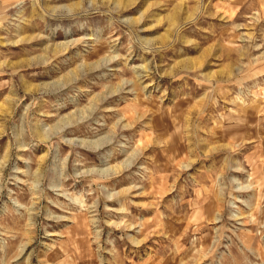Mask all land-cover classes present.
<instances>
[{
  "label": "rangeland",
  "instance_id": "1",
  "mask_svg": "<svg viewBox=\"0 0 264 264\" xmlns=\"http://www.w3.org/2000/svg\"><path fill=\"white\" fill-rule=\"evenodd\" d=\"M0 0V264H264V0Z\"/></svg>",
  "mask_w": 264,
  "mask_h": 264
},
{
  "label": "bare ground",
  "instance_id": "2",
  "mask_svg": "<svg viewBox=\"0 0 264 264\" xmlns=\"http://www.w3.org/2000/svg\"><path fill=\"white\" fill-rule=\"evenodd\" d=\"M89 2H92L91 0Z\"/></svg>",
  "mask_w": 264,
  "mask_h": 264
}]
</instances>
